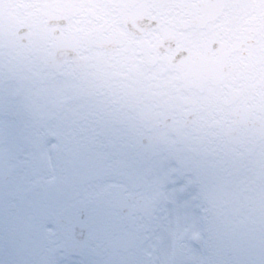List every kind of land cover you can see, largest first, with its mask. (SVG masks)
Returning <instances> with one entry per match:
<instances>
[{"label":"flooded vegetation","instance_id":"obj_1","mask_svg":"<svg viewBox=\"0 0 264 264\" xmlns=\"http://www.w3.org/2000/svg\"><path fill=\"white\" fill-rule=\"evenodd\" d=\"M81 1L49 0L51 12L35 22L27 21L31 19L28 14L26 20L20 19L26 8L19 1L7 6L12 9L6 17L11 30L27 21L39 32L34 31L27 42L12 32L9 45L0 50L8 62L1 68L0 83L18 82L27 65L36 78L47 73L60 97L67 94L68 84L84 95L75 97V112L52 119L50 132L33 129L32 116L42 94L33 83L24 98L33 105L27 124H20L21 117L11 110L13 104L0 113V264H51L58 254V219L50 213L55 199L48 195L45 201L31 202L29 190L37 183L47 188L68 180L66 152L78 155V167L89 172V151L114 149L130 156L135 147L141 153L138 134L142 141L148 134L165 131L158 156L146 155L142 166L129 163L131 173L117 183L115 191L103 189L97 201L82 192L94 204L88 222V229H93L87 235L90 247L85 253L95 256L107 248L112 233L105 229H115L114 233L135 229L138 234L145 227L142 209L149 210V198L158 195L154 177L161 178V186L176 184L189 193L194 183H210V174L227 176L231 163L221 166L230 157L242 156L264 130V0H90L87 6ZM134 11L147 21L140 25L141 33L126 22ZM54 25L65 38L78 37L80 46L76 57H64L61 67L46 68ZM165 35L170 47L162 50L157 42ZM172 60L180 64L174 66ZM235 106L250 108V123L239 125L238 143H228L226 131L238 120ZM115 117H122L125 126L108 133L105 120ZM177 132L185 135L188 150L178 149ZM114 136L120 141L116 147L103 143ZM259 148L254 178L264 166V144ZM33 150L53 153L43 169L40 162L35 165L33 160L22 159L24 152ZM59 152L63 159L58 158ZM222 194L233 198L231 187ZM120 201L134 208L132 228L123 211L115 207ZM16 229L32 230L19 238Z\"/></svg>","mask_w":264,"mask_h":264},{"label":"rangeland","instance_id":"obj_2","mask_svg":"<svg viewBox=\"0 0 264 264\" xmlns=\"http://www.w3.org/2000/svg\"><path fill=\"white\" fill-rule=\"evenodd\" d=\"M16 0H0V10L1 7L7 5L9 2L15 3ZM22 3H25L26 10L25 15L28 14L31 20L36 21V18L43 19L44 7L48 6V0H20ZM78 1V0H77ZM90 0H82L81 2H86L84 5H89ZM99 1V0H95ZM4 9V8H3ZM6 11V10H5ZM46 11V10H45ZM23 12V11H21ZM6 37V36H5ZM4 36H0V48L6 43L7 38ZM3 61V59L0 60ZM0 67H2L0 65ZM30 69V68H29ZM27 74V72L25 73ZM110 156V155H109ZM136 155H134L135 158ZM88 158L93 160L94 163L97 161V152H89ZM115 162V158L106 159L99 163V166H93L94 174L103 175L101 186L110 187L112 183H119V181L123 180L122 175H126L127 170H123L117 166ZM241 162H237L234 165L232 170V175L237 174L238 170L237 166H239ZM102 171H104L102 173ZM122 173V174H121ZM95 180H97L95 178ZM248 182L247 177L245 176H235L232 179V184L236 192V202L234 203V207H238L239 212L238 215L235 208H231L228 211L224 206L217 203V207L215 213L209 214L206 216L207 222L205 229H212V235L214 236L216 232L223 231V229L228 228V221L226 220V216L228 220H231L233 226V236L236 234V227L239 229H245V227L256 226V222L263 218L264 224V185H258L257 187L252 188L246 187V183ZM75 186V184H73ZM96 183L91 184L90 191H95ZM245 189V190H242ZM112 189V188H110ZM114 190V189H112ZM244 191H249L250 194L245 195ZM167 197V194L164 196ZM170 198V197H167ZM174 202L172 204L169 203V208L166 206V200L159 201L157 207L153 214H150L147 219V232L146 236L140 235V239L135 248V260H131L126 264H180V262L176 259V252L178 245L185 241L190 251L194 252L197 259H203L205 257V252L203 251V241L200 240L199 245L195 244L194 238L198 235L199 229H203L202 226L198 225L201 223L202 218V208H199L200 204L198 200H195L191 208H187L189 201L187 200L184 204L182 199H173ZM59 200L58 202H60ZM72 202V201H69ZM249 204H248V203ZM61 204H56L54 206L55 209L52 210L55 214L60 211ZM186 208V210H184ZM170 209V210H169ZM257 209V210H256ZM263 212V213H262ZM185 214V215H184ZM246 220V221H245ZM80 224H78L79 226ZM185 226V227H182ZM189 229V237H184V230ZM264 229V228H263ZM181 239V240H180ZM221 237L214 238L212 241L213 248L212 253L215 261L219 262L221 258L225 255V242ZM218 244V245H216ZM221 246V249H218L217 246ZM233 250L237 249L236 240L233 238ZM234 254L237 255L238 253ZM240 259V256L237 258ZM93 262V261H92ZM57 264H82L79 259H74L70 262H67L66 259L58 258ZM187 264H199L196 263H187ZM200 264H204L201 261Z\"/></svg>","mask_w":264,"mask_h":264}]
</instances>
